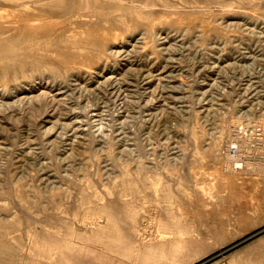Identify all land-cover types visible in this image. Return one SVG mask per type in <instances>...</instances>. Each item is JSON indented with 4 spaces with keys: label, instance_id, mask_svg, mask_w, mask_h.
<instances>
[{
    "label": "rangeland",
    "instance_id": "1",
    "mask_svg": "<svg viewBox=\"0 0 264 264\" xmlns=\"http://www.w3.org/2000/svg\"><path fill=\"white\" fill-rule=\"evenodd\" d=\"M0 264H264V0H0Z\"/></svg>",
    "mask_w": 264,
    "mask_h": 264
},
{
    "label": "bare ground",
    "instance_id": "2",
    "mask_svg": "<svg viewBox=\"0 0 264 264\" xmlns=\"http://www.w3.org/2000/svg\"><path fill=\"white\" fill-rule=\"evenodd\" d=\"M111 88H113V86H112ZM156 191L159 192L160 189H159V190H156ZM140 192H142V191H140ZM140 192H139V193H140ZM135 194H136V195H135ZM135 194H131V195H132V196L134 195V197H136V196H137V192H136ZM107 248L110 249L109 246H107Z\"/></svg>",
    "mask_w": 264,
    "mask_h": 264
}]
</instances>
